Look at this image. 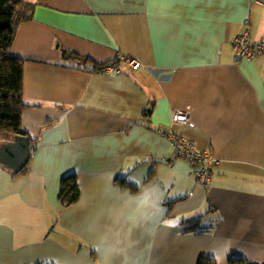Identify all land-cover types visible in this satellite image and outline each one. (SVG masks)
Wrapping results in <instances>:
<instances>
[{
  "label": "crops",
  "instance_id": "crops-1",
  "mask_svg": "<svg viewBox=\"0 0 264 264\" xmlns=\"http://www.w3.org/2000/svg\"><path fill=\"white\" fill-rule=\"evenodd\" d=\"M26 1L11 50L34 142L25 174L0 165V264H264V53L233 46L264 42V0ZM124 58L141 66L95 68ZM167 128L219 159L208 186Z\"/></svg>",
  "mask_w": 264,
  "mask_h": 264
},
{
  "label": "trees",
  "instance_id": "trees-1",
  "mask_svg": "<svg viewBox=\"0 0 264 264\" xmlns=\"http://www.w3.org/2000/svg\"><path fill=\"white\" fill-rule=\"evenodd\" d=\"M30 9L31 5L26 0H0V142L8 141L17 134L27 135L31 141L32 154L34 140L22 127L23 111L30 105L23 95L25 61L11 50L19 25L30 18ZM64 53L68 57L82 58L69 50ZM108 63L110 62L105 64ZM96 64L97 69L105 65ZM1 166L13 176H17L25 174L29 165L20 173H14L11 169ZM121 181L123 183L124 180ZM61 186L60 201L65 207L78 202L81 190L76 174L66 176ZM215 261L212 257H203L199 264H214ZM229 263L247 262L241 258H231Z\"/></svg>",
  "mask_w": 264,
  "mask_h": 264
},
{
  "label": "built area",
  "instance_id": "built-area-1",
  "mask_svg": "<svg viewBox=\"0 0 264 264\" xmlns=\"http://www.w3.org/2000/svg\"><path fill=\"white\" fill-rule=\"evenodd\" d=\"M234 50L239 57L253 58L264 53V42L251 43L250 30L247 29L242 34H239L234 39ZM128 63L133 68H139L141 62L131 58H124L117 62L103 65L100 70L111 73L114 70L122 72L121 64ZM173 122L184 123L190 126L195 124L191 121L190 113L179 111L173 114ZM175 148L177 157L184 158L190 162L193 167V172L203 185L208 186L213 174V168L219 164V159L213 154L210 148L198 149L196 145L188 139L178 135L171 128L161 129Z\"/></svg>",
  "mask_w": 264,
  "mask_h": 264
},
{
  "label": "water",
  "instance_id": "water-1",
  "mask_svg": "<svg viewBox=\"0 0 264 264\" xmlns=\"http://www.w3.org/2000/svg\"><path fill=\"white\" fill-rule=\"evenodd\" d=\"M31 141L27 135H15L0 142V164L14 173H20L30 163Z\"/></svg>",
  "mask_w": 264,
  "mask_h": 264
},
{
  "label": "rangeland",
  "instance_id": "rangeland-1",
  "mask_svg": "<svg viewBox=\"0 0 264 264\" xmlns=\"http://www.w3.org/2000/svg\"><path fill=\"white\" fill-rule=\"evenodd\" d=\"M58 227H59V226H57V228L54 229L55 232L57 231Z\"/></svg>",
  "mask_w": 264,
  "mask_h": 264
}]
</instances>
